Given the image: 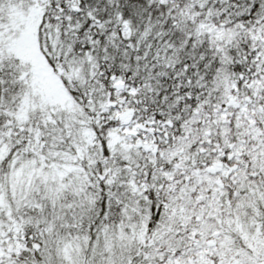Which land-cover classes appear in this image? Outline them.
<instances>
[{
    "label": "snow or ice",
    "instance_id": "obj_1",
    "mask_svg": "<svg viewBox=\"0 0 264 264\" xmlns=\"http://www.w3.org/2000/svg\"><path fill=\"white\" fill-rule=\"evenodd\" d=\"M0 264H264V0H0Z\"/></svg>",
    "mask_w": 264,
    "mask_h": 264
}]
</instances>
